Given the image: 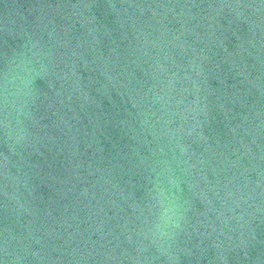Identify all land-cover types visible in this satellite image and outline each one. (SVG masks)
<instances>
[{"label": "water", "instance_id": "1", "mask_svg": "<svg viewBox=\"0 0 264 264\" xmlns=\"http://www.w3.org/2000/svg\"><path fill=\"white\" fill-rule=\"evenodd\" d=\"M0 264H264V0H0Z\"/></svg>", "mask_w": 264, "mask_h": 264}, {"label": "clouds", "instance_id": "2", "mask_svg": "<svg viewBox=\"0 0 264 264\" xmlns=\"http://www.w3.org/2000/svg\"><path fill=\"white\" fill-rule=\"evenodd\" d=\"M23 71H25L23 69ZM15 79V78H13ZM25 87L30 84V73L22 80ZM178 226L177 212L174 204L161 201V211L158 221L148 230L146 236L151 239L162 253H167L171 248L174 233L172 228Z\"/></svg>", "mask_w": 264, "mask_h": 264}]
</instances>
